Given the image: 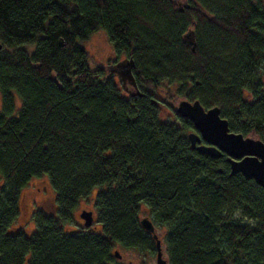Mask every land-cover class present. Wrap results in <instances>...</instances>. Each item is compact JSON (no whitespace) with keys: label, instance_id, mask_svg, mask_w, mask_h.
I'll return each mask as SVG.
<instances>
[{"label":"trees","instance_id":"obj_1","mask_svg":"<svg viewBox=\"0 0 264 264\" xmlns=\"http://www.w3.org/2000/svg\"><path fill=\"white\" fill-rule=\"evenodd\" d=\"M181 1L0 0V264H112L117 245L156 255L142 205L166 228L168 264H264V186L192 148L177 111L218 106L264 141V0ZM97 30L133 59L143 95L91 68L83 42ZM43 175L57 211L37 210L26 235L21 191ZM94 188L100 226L66 229Z\"/></svg>","mask_w":264,"mask_h":264},{"label":"water","instance_id":"obj_2","mask_svg":"<svg viewBox=\"0 0 264 264\" xmlns=\"http://www.w3.org/2000/svg\"><path fill=\"white\" fill-rule=\"evenodd\" d=\"M183 39L192 45L193 50L195 49V30L192 27L184 33ZM2 48L3 44L0 42V50ZM133 67V59L129 58L122 73L135 86ZM138 94L143 95V92L138 91ZM177 111L193 123L194 128L188 133L192 148L213 158L226 154L231 175L241 173L245 178L253 179L257 184L264 186V141L262 139L231 131L228 119L221 116L218 106L205 109L199 100L193 102L183 100L177 107ZM80 217L84 220L86 227L92 225V210L81 211ZM140 223L156 239V264H168V260L163 256L162 241L153 221L145 216L140 219ZM115 256H121L118 250H115Z\"/></svg>","mask_w":264,"mask_h":264},{"label":"rangeland","instance_id":"obj_3","mask_svg":"<svg viewBox=\"0 0 264 264\" xmlns=\"http://www.w3.org/2000/svg\"><path fill=\"white\" fill-rule=\"evenodd\" d=\"M179 4L178 7L182 6L181 0H176ZM84 47L88 49L93 56V62H91V68H94L96 64L103 65L104 62L114 57V54L111 52L112 44L107 37L106 33L102 30L94 31L89 35V37L83 42ZM32 49V47H29ZM261 69L263 74L262 81L264 87V58L261 62ZM108 75V73H107ZM169 86L165 82L161 84V89H159L156 93L159 97H162L164 100H169L168 105L174 104L175 101L178 100V97L167 91ZM170 93V94H169ZM15 108L18 110L22 104V99L20 95L13 90ZM172 102V103H171ZM1 95H0V111H1ZM168 114V113H167ZM174 118V115L171 116ZM175 119V118H174ZM192 130V129H191ZM98 189L94 188L91 192L86 196L79 200L78 205L73 210V219L69 225H66V229L70 227L86 229L84 224H81L84 220L80 217V212L83 210H92L94 211V217L97 215L95 198L97 195ZM19 216L14 223L15 226L21 227L22 231L26 235H30L36 228V223L34 219V213L37 210H43L50 214H55L57 211V203H56V193L51 185L48 177L46 175L40 177H33L29 183L23 188L21 191L20 199H19ZM237 217H239V213H235ZM148 216L150 217L156 226V232L159 237L162 239V249L163 256L168 259L167 246L165 243V234L166 228L164 225H161L154 221L153 216L150 214L149 209L142 205L140 218ZM97 217H95V224L93 227H87L91 231L97 229L100 224L96 221ZM121 254L120 257L115 256L112 264H156V255L149 251H140L136 248H128L121 245H117L115 247ZM132 263H131V262ZM23 264H29V256H27L25 262Z\"/></svg>","mask_w":264,"mask_h":264},{"label":"flooded vegetation","instance_id":"obj_4","mask_svg":"<svg viewBox=\"0 0 264 264\" xmlns=\"http://www.w3.org/2000/svg\"><path fill=\"white\" fill-rule=\"evenodd\" d=\"M112 48H113L112 49L113 51H111V52L114 54V57L107 60L102 65L104 68V71L106 72V75L108 73L107 76L111 77L115 81V83L120 86L122 92L126 96H133V97L138 96L139 95L138 91H142V90H141V84L136 77L134 67L132 69V73L134 76L135 86L127 78H125V76L122 73L124 70V66H125L126 62L129 59L128 56L123 52H118L115 49V47L113 46V44H112ZM262 74H263V72L261 71V75ZM262 83H263V81H262ZM261 89H264V87H261ZM253 97H255L254 94H251V100L253 99ZM229 129H230V127H229ZM202 142H204V141H202ZM222 156H225V158L228 161V156L226 154H223ZM228 163H229V161H228ZM229 165H230V163H229ZM95 217H94V211H93V223H92V225L89 226L90 228L93 227V224H95ZM81 224H84V221ZM84 226H85V224H84Z\"/></svg>","mask_w":264,"mask_h":264},{"label":"bare ground","instance_id":"obj_5","mask_svg":"<svg viewBox=\"0 0 264 264\" xmlns=\"http://www.w3.org/2000/svg\"><path fill=\"white\" fill-rule=\"evenodd\" d=\"M145 217V216H144ZM142 218V217H141Z\"/></svg>","mask_w":264,"mask_h":264}]
</instances>
